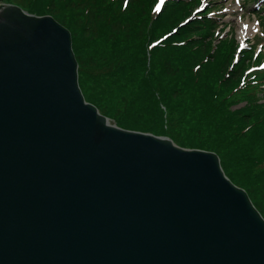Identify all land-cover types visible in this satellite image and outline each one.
<instances>
[{
	"label": "water",
	"instance_id": "95a60500",
	"mask_svg": "<svg viewBox=\"0 0 264 264\" xmlns=\"http://www.w3.org/2000/svg\"><path fill=\"white\" fill-rule=\"evenodd\" d=\"M0 0V264H264V217L215 152L86 101L71 32Z\"/></svg>",
	"mask_w": 264,
	"mask_h": 264
},
{
	"label": "trees",
	"instance_id": "16d2710c",
	"mask_svg": "<svg viewBox=\"0 0 264 264\" xmlns=\"http://www.w3.org/2000/svg\"><path fill=\"white\" fill-rule=\"evenodd\" d=\"M152 1L153 0H80V2H78V0H49V7L44 10L34 3V1L25 4L23 1L18 0L17 3L19 7L30 14L36 16L48 14L67 29L69 27L70 29L73 27L74 29L76 28V32L71 34L73 51L78 62L80 88L85 99L95 105L99 112L108 117L111 122H114L121 128L129 130L132 129L131 127L133 125L132 122L128 120L121 123L119 120L108 116L106 110L95 101L96 99L93 100L87 94L85 88L86 82H90L93 78H96L99 71L102 69L107 71V73L114 72L116 69L120 71L121 66L129 59L128 56L130 55L131 48H136L134 51H136L135 54H138V62H141L139 68L143 67V78L146 79L145 74H147V72L151 74L153 72L154 74L158 72L163 75L157 82L154 80L153 87L156 88V93L160 91L158 87L160 82H166V80L170 78L175 81V88L171 91V96L168 97L170 94H165L166 96L164 99L161 93H159L163 106H172V103L168 102L169 100H175L174 96L179 97L181 95V98H187L192 94H197L198 100L204 101L201 105H198L200 112L208 117L209 122L212 123L215 119L221 118L223 124H221L220 128L223 133L226 132L225 124L228 125L230 133L228 137L232 140L229 143L231 146L235 147L233 153L235 156L238 155L244 158L243 161L238 160V174L248 176L247 173L240 170L244 168L249 174L253 173L255 176L251 179L248 178L245 184L254 188L257 186L264 187V103L260 102L261 98L264 97V69L254 75L244 78V71H246V68L253 66L256 61L255 59L261 55V52L258 53L257 57L254 59L252 54H247L249 52H254L256 46H252L249 51H246L247 53L243 56L241 61L231 65L229 72L232 73L231 77L234 81L230 84V88L225 89L222 96L213 99L209 92L207 95L206 93H198L203 89V87L201 88L200 86L205 85L201 82L203 77L210 79L213 75L219 76L222 74L210 83L211 85L213 84V96H217L219 92L217 81L223 78V74L228 71L229 53L233 51V46L227 49L225 46L226 44H223L221 41L218 44L220 47H218V45H214L212 41L213 38H215V41L218 39V36H216V29L221 28L220 19L204 13L200 17L189 21L187 25L180 26L179 22L183 16H185L184 13L193 5L192 0V2L190 0L169 1L165 3L161 15H159L160 12H153ZM247 1H252L255 4L258 2L264 3V0ZM148 3L149 5H147ZM70 12L72 14H70ZM255 14L259 15L258 19L262 26V39L264 41V4ZM70 16L74 24L73 27H71L68 22ZM160 19L161 26L157 28V23ZM173 27L178 29L177 34L174 36L172 35L168 40L157 43L161 41L163 39L162 36L167 32L169 33ZM78 31L82 33V39L85 41L81 49L86 50L88 44L89 49H91L97 43H102L104 46H109L110 58L108 56L104 58H94L93 56H85L83 53H80V46H77L76 43ZM153 41L155 42L154 44ZM220 48L224 51L222 52L223 59L220 57V52H216L217 49ZM147 56L149 58H147ZM115 59L117 60L116 62L114 61ZM148 60L150 61L149 64ZM206 69L209 71L207 75L205 74ZM135 78L137 79V77ZM236 83H238V86L235 88ZM138 84L139 94H137V97L145 95V97L150 96L153 98L150 87L146 88L140 81ZM207 84L209 83L207 82ZM233 88L235 89L231 90ZM211 99L213 100L211 101ZM134 100L135 98L133 102ZM236 102H245L246 104L238 110L233 111L230 108L233 105L237 106L238 104ZM124 103H126L125 99H121V104ZM141 105L147 106L141 103L138 104L139 107H142ZM125 107V105H122L123 109ZM151 110L155 112L158 111L156 106L152 107ZM200 112L198 113L201 114ZM128 113L127 111L128 116L137 115L138 111L134 113L131 110V114ZM153 114L154 113L151 111V115ZM141 132H150V134L156 136H166L172 139L178 146H185L166 133L162 134L152 129H150V131H148V129H143ZM252 141H254V143H252ZM244 142L250 144L247 145ZM179 143L182 145H179ZM194 148L201 149V147ZM202 148L206 151H214L209 150L211 149L209 147ZM255 150H261V152H256ZM217 152L216 154L220 158L226 176L234 184L241 187L235 182L233 176L226 172L225 164L220 154ZM248 169H251V171ZM259 173L263 174L259 175ZM258 179H261V181H255ZM245 188L254 206L264 217V207L256 203L254 190L248 187ZM263 195L264 194H262V196Z\"/></svg>",
	"mask_w": 264,
	"mask_h": 264
},
{
	"label": "rangeland",
	"instance_id": "374dc122",
	"mask_svg": "<svg viewBox=\"0 0 264 264\" xmlns=\"http://www.w3.org/2000/svg\"><path fill=\"white\" fill-rule=\"evenodd\" d=\"M4 1L9 4L18 5V0ZM19 1H23L25 4H29L34 1V3H36L39 7L43 8V10L49 7V0ZM169 1L178 0H165V3H168ZM192 1L193 5L188 8L189 10L184 13L185 16H183V18L179 22V25H187L189 21L200 17L204 13L215 18L217 17L218 19H220V25L223 29H216V36H218V39L215 41V38H213V44L217 46L222 41L223 44H226L225 46L227 47V49L228 47L233 46V51L229 53L228 71L223 74V78L217 81V85L219 86L218 95L213 96V84L211 85L210 83L211 81L216 80V78L221 76L222 74H220L219 76L213 75L210 79L207 77H203V79L201 80L203 84L206 85L207 82L209 84H207L206 86L204 85L205 87L200 86L201 88L203 87V89L200 90L198 93H206L207 95V93L209 92L210 96L215 99L217 97L222 96L226 88H230V84L234 81L231 77L232 73L229 72L231 69V65L236 64L242 60L243 56L247 53L246 51H249V46L253 44L252 42L254 41H259V43H261L260 46L256 47L254 52H249L247 54H252L254 59L257 57L260 51L261 55L255 59L256 61L254 62L253 66H250V68H246V71H244V78H247V76L250 75H254L255 73L261 71V69L263 70L264 68V42H262L263 40L260 39L263 36L262 27L258 21V18L253 14L254 10L258 7L255 6V3H253L252 1L247 0ZM78 2H80V0H78ZM165 3L161 5L160 0H153V12H155L157 7H159V15H161L163 13V7ZM212 3H215V5H212L214 7H210ZM258 3L260 7H262L264 4L263 2ZM147 5H149V3ZM70 14L72 13L70 12ZM68 22L69 25L73 27L74 24L73 21H71V16L69 17ZM160 23L161 19L157 23V28L161 26ZM68 29L71 33L76 32V28L74 29V27L72 29H70L69 27ZM242 30H244L245 33V37L243 39H241L240 37ZM177 31L178 29L176 27H173L171 31L169 33H165L162 36L163 39L161 41H158L157 43H161L162 41L168 40L172 35L174 36L175 34H177ZM79 32L80 31H78L76 43L77 46H80V53H83L85 56H93L94 58H104L107 56H111L109 53V46H104V44L102 43H100L101 45L97 43L91 49H89L88 44V48L86 50L81 49V46L85 43V41L82 39V33ZM154 43L155 42L153 41V44ZM218 47L220 46L218 45ZM134 50H136V48H131L130 55L128 56L129 59L127 62L125 61L124 65L121 66L120 71L116 69L114 72H108V74L107 71L102 69L99 71L98 76L96 78H93L90 82H86L85 88L89 97L93 100L96 99L95 101L98 102V105L103 107L106 110L108 116H110L111 118H115L121 123L126 122V120L132 122L133 125L131 128L133 130L130 129L132 131L141 132L143 129H148V131L152 129L162 134L166 133L175 140L177 139V142H181L183 145H185L183 146V148L196 149L194 147H201V149L204 150L202 147H209L211 148L209 150H214L216 152L218 150L217 153L220 154L222 161L225 164V168L227 170L226 172L231 174L235 182H237L241 187L243 186V189H246L245 187L252 188L256 196V203L261 204V206L264 207V195L262 196V194H264V187L257 186L254 188L245 184L246 181H248V178L251 179L255 177L254 174H249L244 168H241L240 170L247 173L248 176L238 174L237 172L238 160L243 161L244 158L238 155L235 156V154L233 153V151H235V147L231 146V144L229 143L232 140L228 137V135L230 134L228 125L225 124L227 128L225 126L226 132L223 133L222 129L220 128L221 124H223L221 118H217L212 123H210L208 117L204 116L200 112L198 105H201L204 101H199L197 94H192L193 96L191 95L192 100L191 96H188L187 98H181V95L179 97L174 96L175 100H169L168 102H171L172 106H163V102H161L160 100L161 96L159 95V93H161V95L165 99V96L167 94H170L171 91L175 88L174 79L170 78L167 79L166 82H160L158 86L160 91L159 93H156V88L153 87L154 80H156L155 82H157L160 77H163L162 73H158L157 70L156 74H154V72L152 74L147 72V74H145L146 79L143 78V67L139 68L141 62H138V54H135L136 51ZM216 52H220V57L223 59V49H217ZM147 58L149 57L147 56ZM114 61L116 62L117 60L115 59ZM149 62L150 61L148 60V64ZM205 74H209L208 69L205 70ZM135 77H137V79L139 80H137ZM139 81L144 86H146V88L150 87V89L152 90L153 98H151L150 96L145 97V95L137 97V94H139ZM238 83H236L235 88L238 86ZM235 88L231 90H234ZM171 95L172 94L168 95V97ZM134 98L135 100L133 102ZM121 99H125L126 103L121 104ZM213 99H211V101ZM260 102L264 103V97L261 98ZM139 103L147 106L141 105L142 107H139ZM237 104V106H231L230 109L233 111L238 110L239 108L245 106L246 103L238 102ZM122 105H125L126 107L123 109ZM154 106H156L158 111L155 112L151 110ZM131 110L134 113L138 111L137 115L128 116L127 111L131 114ZM151 111L154 113L153 115H151ZM198 112H200L201 114H199ZM244 143L247 145L250 144L248 142ZM252 143H254V141H252ZM182 144L179 143V145ZM255 151L261 152V150ZM259 165L261 166L260 163ZM248 170L251 171V169ZM262 174L263 173H259V175ZM255 181L260 182L261 179Z\"/></svg>",
	"mask_w": 264,
	"mask_h": 264
},
{
	"label": "snow or ice",
	"instance_id": "6c2138e0",
	"mask_svg": "<svg viewBox=\"0 0 264 264\" xmlns=\"http://www.w3.org/2000/svg\"><path fill=\"white\" fill-rule=\"evenodd\" d=\"M164 3H165V0H160V4H161V5H163ZM156 11L159 12V11H160V8L157 7Z\"/></svg>",
	"mask_w": 264,
	"mask_h": 264
},
{
	"label": "bare ground",
	"instance_id": "6f19581e",
	"mask_svg": "<svg viewBox=\"0 0 264 264\" xmlns=\"http://www.w3.org/2000/svg\"><path fill=\"white\" fill-rule=\"evenodd\" d=\"M240 37H241V39H243L245 37L244 30L241 31Z\"/></svg>",
	"mask_w": 264,
	"mask_h": 264
},
{
	"label": "flooded vegetation",
	"instance_id": "af4514ba",
	"mask_svg": "<svg viewBox=\"0 0 264 264\" xmlns=\"http://www.w3.org/2000/svg\"><path fill=\"white\" fill-rule=\"evenodd\" d=\"M2 4H9V3H6L4 0L2 1Z\"/></svg>",
	"mask_w": 264,
	"mask_h": 264
}]
</instances>
